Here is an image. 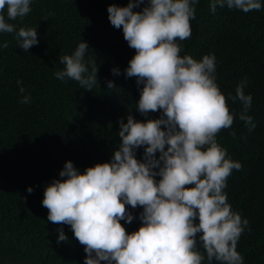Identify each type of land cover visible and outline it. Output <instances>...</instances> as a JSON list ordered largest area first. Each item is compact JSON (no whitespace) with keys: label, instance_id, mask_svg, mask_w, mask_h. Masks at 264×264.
<instances>
[{"label":"trees","instance_id":"obj_1","mask_svg":"<svg viewBox=\"0 0 264 264\" xmlns=\"http://www.w3.org/2000/svg\"><path fill=\"white\" fill-rule=\"evenodd\" d=\"M128 3L33 0L30 13L16 20H8L5 9L6 22L15 25V31L0 33V45L8 44L0 47V264H84L85 246L74 237L70 225L48 221L43 193L53 179H62L59 171L67 161L81 172L110 161L120 142L118 119L126 123L129 114L139 121L146 119L135 111L140 98L136 78L124 75L136 50L108 20L109 5ZM190 25L191 36L179 41V55L198 61L215 55V82L229 111L236 114L231 127L216 134L228 156L242 165L232 170L224 189L231 210L248 220L236 250L244 264H264V6L248 13L217 6L213 13L210 0H199ZM19 28H37L38 44L27 52L18 46ZM81 40L89 49L86 62L98 68L99 83L92 91L55 76L65 67L60 58L71 55ZM114 67L120 69L119 76L112 74ZM17 80L22 81L23 93ZM106 80H112L115 87L108 89ZM242 80L247 81L245 94L253 97L247 112L256 125L252 131L239 119L241 102L230 98L236 96ZM24 96L30 97L28 103L22 102ZM147 118H159V111ZM142 154L143 148L138 149L136 158ZM28 187L33 188L30 194ZM126 208L134 216L142 211L139 206ZM121 224L128 233L140 227L138 219ZM60 227L68 239L57 243L55 230ZM198 250L205 256L203 264H208L206 251Z\"/></svg>","mask_w":264,"mask_h":264},{"label":"clouds","instance_id":"obj_2","mask_svg":"<svg viewBox=\"0 0 264 264\" xmlns=\"http://www.w3.org/2000/svg\"><path fill=\"white\" fill-rule=\"evenodd\" d=\"M32 2L0 0V33L15 31V25L6 22L5 9L8 20H16L30 13ZM198 2L129 0L126 6L107 7L110 24L121 29L128 46L136 50L124 75L136 78L140 98L135 111L146 119L139 121L131 114L126 123L118 119L120 142L110 161L83 172L67 161L59 171L62 179H53L44 189L48 221L70 225L85 246L84 264H203L199 247L206 251L208 264H244L236 245L248 220L231 210L224 192L232 170L242 165L216 139L222 128L231 127L236 114L229 111L215 82V55L199 61L179 55V41L191 36ZM141 5V11H133ZM225 5L248 13L260 10L264 0H210L213 13ZM37 37V28L16 31L18 46L25 52L38 44ZM0 47L7 48V42ZM88 50L81 40L71 55L61 57L65 67L56 78L77 81L92 91L99 83L98 68L86 62ZM111 72L121 74L117 67ZM105 83L108 89L115 87L112 80ZM246 83L242 80L230 98L241 102L239 119L252 131L256 125L247 112L253 97L245 94ZM17 84L23 93L22 81ZM29 101V96L22 99ZM157 111L159 118H147ZM140 148L142 158L137 159ZM32 191L27 188L29 194ZM126 205L142 211L134 216ZM134 219L140 227L126 232L121 221L130 224ZM55 231L57 243L67 241L63 227Z\"/></svg>","mask_w":264,"mask_h":264}]
</instances>
